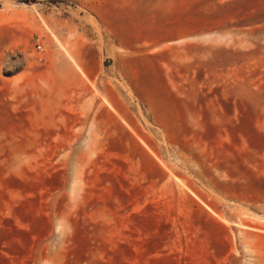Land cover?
Returning <instances> with one entry per match:
<instances>
[{
	"label": "rangeland",
	"instance_id": "rangeland-1",
	"mask_svg": "<svg viewBox=\"0 0 264 264\" xmlns=\"http://www.w3.org/2000/svg\"><path fill=\"white\" fill-rule=\"evenodd\" d=\"M0 264H264V0H0Z\"/></svg>",
	"mask_w": 264,
	"mask_h": 264
},
{
	"label": "built area",
	"instance_id": "built-area-1",
	"mask_svg": "<svg viewBox=\"0 0 264 264\" xmlns=\"http://www.w3.org/2000/svg\"><path fill=\"white\" fill-rule=\"evenodd\" d=\"M33 46H34L35 52L38 55L41 54V53H43V49H42L41 43H40V41H39L38 38H35L33 40ZM39 61H41V58H39Z\"/></svg>",
	"mask_w": 264,
	"mask_h": 264
}]
</instances>
